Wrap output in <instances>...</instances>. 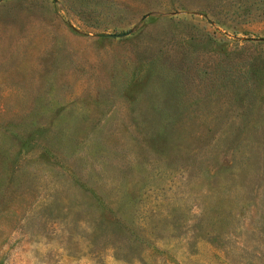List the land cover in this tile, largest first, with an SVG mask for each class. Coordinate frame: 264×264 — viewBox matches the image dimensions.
<instances>
[{
    "label": "rangeland",
    "instance_id": "rangeland-1",
    "mask_svg": "<svg viewBox=\"0 0 264 264\" xmlns=\"http://www.w3.org/2000/svg\"><path fill=\"white\" fill-rule=\"evenodd\" d=\"M0 264H264V0H0Z\"/></svg>",
    "mask_w": 264,
    "mask_h": 264
},
{
    "label": "water",
    "instance_id": "water-1",
    "mask_svg": "<svg viewBox=\"0 0 264 264\" xmlns=\"http://www.w3.org/2000/svg\"><path fill=\"white\" fill-rule=\"evenodd\" d=\"M128 34V32H124V33H118V34H108V36L113 37V36H123Z\"/></svg>",
    "mask_w": 264,
    "mask_h": 264
}]
</instances>
